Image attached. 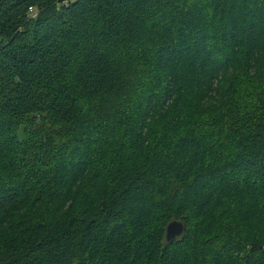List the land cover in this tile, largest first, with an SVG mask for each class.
<instances>
[{"label":"trees","instance_id":"16d2710c","mask_svg":"<svg viewBox=\"0 0 264 264\" xmlns=\"http://www.w3.org/2000/svg\"><path fill=\"white\" fill-rule=\"evenodd\" d=\"M0 264H264V0H0Z\"/></svg>","mask_w":264,"mask_h":264},{"label":"water","instance_id":"95a60500","mask_svg":"<svg viewBox=\"0 0 264 264\" xmlns=\"http://www.w3.org/2000/svg\"><path fill=\"white\" fill-rule=\"evenodd\" d=\"M184 232L182 223L173 221L169 223L165 229V240L171 242L173 239L180 237Z\"/></svg>","mask_w":264,"mask_h":264},{"label":"rangeland","instance_id":"374dc122","mask_svg":"<svg viewBox=\"0 0 264 264\" xmlns=\"http://www.w3.org/2000/svg\"><path fill=\"white\" fill-rule=\"evenodd\" d=\"M173 221H177V222H180V223H182L183 224V226H184V222L182 221V219H172L171 221H170V223L171 222H173ZM169 224V223H168ZM167 227V226H166ZM166 227H165V229H166Z\"/></svg>","mask_w":264,"mask_h":264},{"label":"built area","instance_id":"2783aa9c","mask_svg":"<svg viewBox=\"0 0 264 264\" xmlns=\"http://www.w3.org/2000/svg\"><path fill=\"white\" fill-rule=\"evenodd\" d=\"M29 15L34 17V10L32 8H30V10H29Z\"/></svg>","mask_w":264,"mask_h":264}]
</instances>
